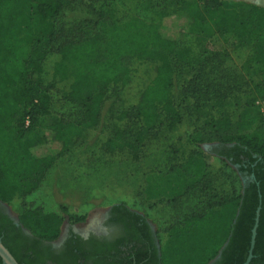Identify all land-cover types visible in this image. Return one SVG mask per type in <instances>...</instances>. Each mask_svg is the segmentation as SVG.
Here are the masks:
<instances>
[{"label": "trees", "instance_id": "obj_1", "mask_svg": "<svg viewBox=\"0 0 264 264\" xmlns=\"http://www.w3.org/2000/svg\"><path fill=\"white\" fill-rule=\"evenodd\" d=\"M134 1L140 5L146 0ZM74 2L85 5L93 17L83 19L68 37L59 18ZM156 2L159 8L144 16L122 14L124 0H0V200L11 204L35 191L56 159L100 122L109 87L130 83L132 59L155 62L154 76L138 103L116 115L125 125L108 139L109 147L127 148L138 159L152 132L163 123L173 129L182 121L171 96L173 75L180 66L175 57L178 25L173 20L181 23L179 33L216 32L255 49L244 63L251 88L239 90L238 109L230 113L228 95L233 90L214 79L202 87L201 100L195 103V108L209 107L213 113L187 135L192 145L213 144L212 151L240 181V190L230 195L214 185L204 153L191 149L177 165L152 171L153 176L177 174L183 180L177 186L175 179L170 181L176 188L166 196L173 198L164 193L148 199L175 202L189 191H201L197 210L171 223L166 239L153 232L146 216L121 202L111 207V221L122 225L116 233L91 243L89 249L70 246L63 258L44 243L60 236L64 217L23 203L18 213L21 226L8 217L0 219V238L20 264H209L219 253L213 264H244L259 206L250 264H264V116L256 105L264 100V7L231 2V11L217 15L223 0ZM24 16L29 22L23 40L30 48L21 57L8 46V38ZM54 53L59 57L53 64V82L45 83L44 63ZM66 80L67 98L84 110L77 122L50 112V89ZM85 217L70 215L73 222ZM22 226L30 235L21 231Z\"/></svg>", "mask_w": 264, "mask_h": 264}, {"label": "rangeland", "instance_id": "obj_2", "mask_svg": "<svg viewBox=\"0 0 264 264\" xmlns=\"http://www.w3.org/2000/svg\"><path fill=\"white\" fill-rule=\"evenodd\" d=\"M148 1H142L139 5L134 0H124L122 14L152 15L159 5L157 2L153 4V0L150 3ZM223 1L225 4L217 15L231 11V2L264 7V0ZM92 17L91 10L82 3L74 2L61 14L59 22L69 37L75 33L76 25L83 19ZM173 21L174 25H178L175 34H178L179 43L175 57L180 66L176 67L173 75L171 96L182 114V121L173 129L163 123L155 133L152 132L138 159L127 148L109 147L108 139L125 125V121H120L116 115L138 103L140 93L154 76L155 62L132 59L130 83L126 86L109 87L101 106L100 122L88 128L56 159L35 191L9 204L13 215L18 217L24 203L30 207H41L46 212L61 214L64 217L62 230L69 224H73L76 229L86 230L101 223L114 204L124 202L130 209L146 216L164 240L165 229L171 223L197 210L201 191L198 188L189 191L175 202L148 199L164 194L170 181L175 179L177 186L183 180L177 174L153 176L152 171L162 172L170 165H177L191 149L205 153L208 179L214 185L225 189L230 195L237 194L240 181L235 173L224 166L212 149L190 144L187 135L192 132L194 125L213 113L209 107L195 108V103L201 100L198 96L203 92L202 87L209 86L214 79L216 83L222 81L224 88L230 87L233 90V94L228 95L230 113L233 114L238 109L235 103L239 90L249 92L248 89L251 88L244 63L250 59L255 49L247 44H238L230 35L216 32L203 36L199 32L185 29L179 33L181 23ZM28 22V17L24 16L21 24L8 38V46L21 57L30 48L23 40ZM58 57L59 54L54 53L45 61L41 75L45 83L53 82V64ZM69 84L70 80L57 81L50 89V112L67 121L77 122L83 117L84 110L81 103L67 98ZM236 86L240 88L237 89ZM256 105L264 116V103L256 102ZM81 214L86 215L84 221L73 222L70 219V215Z\"/></svg>", "mask_w": 264, "mask_h": 264}, {"label": "flooded vegetation", "instance_id": "obj_3", "mask_svg": "<svg viewBox=\"0 0 264 264\" xmlns=\"http://www.w3.org/2000/svg\"><path fill=\"white\" fill-rule=\"evenodd\" d=\"M112 209L110 208L105 215L103 221L99 223L97 226H93L90 229H76L73 224L67 225L65 228H63L60 236L51 242H45L44 245H50L53 249V254H56V256H59V258H63L64 252L68 249V247H75L76 245H82L85 246L84 248L89 249L90 244L95 241H102L105 237H110L114 233H116L119 230L120 225L119 223H116L115 221H111V218L113 217ZM5 217H8L9 219L13 220V222L16 224V226H21L19 219L16 215H13L9 204L6 202H3L0 200V219H4ZM153 232L155 231L152 223L150 222ZM21 231L24 234L30 235V232L22 226ZM155 238L157 249L160 252V244L157 241V238ZM91 241L89 244L86 241ZM55 256V255H54ZM213 264V262H212Z\"/></svg>", "mask_w": 264, "mask_h": 264}, {"label": "water", "instance_id": "obj_4", "mask_svg": "<svg viewBox=\"0 0 264 264\" xmlns=\"http://www.w3.org/2000/svg\"><path fill=\"white\" fill-rule=\"evenodd\" d=\"M260 210H261V206H259L257 208L255 224L252 228L251 244H250L247 259H246L244 264H250V262L253 258V249L255 246V239H256V235H257V227H258V223H259ZM219 255H220V253H219ZM219 255H217V257L213 261H211L209 264H212V262H214L217 258H219ZM0 256H1L4 264H20L17 261V259L14 257V255L11 253V251L5 246V244L3 243L1 238H0Z\"/></svg>", "mask_w": 264, "mask_h": 264}, {"label": "crops", "instance_id": "obj_5", "mask_svg": "<svg viewBox=\"0 0 264 264\" xmlns=\"http://www.w3.org/2000/svg\"><path fill=\"white\" fill-rule=\"evenodd\" d=\"M212 145L213 144H210V143H204V144H201V146H203L204 147V149L206 148H212ZM205 154V153H204ZM213 155V154H212ZM214 155H217L216 153H214ZM213 155V156H214ZM218 156V155H217ZM207 161V160H206ZM207 163H208V161H207ZM182 185H184V184H182ZM169 187H166V189L164 190L165 192V196L166 195H169L170 193H172V191L174 190V188H176L175 186H171V185H168ZM182 187H185V185L184 186H182ZM163 197V196H162ZM166 198H173V197H169V196H166Z\"/></svg>", "mask_w": 264, "mask_h": 264}, {"label": "built area", "instance_id": "obj_6", "mask_svg": "<svg viewBox=\"0 0 264 264\" xmlns=\"http://www.w3.org/2000/svg\"><path fill=\"white\" fill-rule=\"evenodd\" d=\"M257 102H258V103H264V101H263V100H258Z\"/></svg>", "mask_w": 264, "mask_h": 264}]
</instances>
